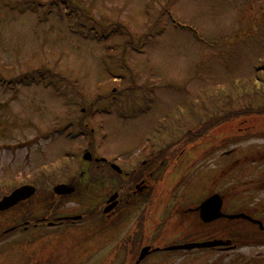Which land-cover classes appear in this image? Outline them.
<instances>
[{"label": "rangeland", "instance_id": "obj_1", "mask_svg": "<svg viewBox=\"0 0 264 264\" xmlns=\"http://www.w3.org/2000/svg\"><path fill=\"white\" fill-rule=\"evenodd\" d=\"M56 1L51 5L53 0H0V181L16 177L32 180L35 171L45 168L49 160L69 163V167L59 165L50 171L52 179L41 187V202L59 181L78 183L86 148L96 157L109 161L112 156L118 158L120 154H127L115 163L130 167L141 159L133 180L153 172L159 164L163 172L167 160L178 156L177 164L169 165L157 186L161 211L171 206L180 207L177 203L171 204L173 184H180V197L189 192L190 202L200 199L202 193L198 191L206 195L208 191L223 192L231 188L237 189L238 198L241 195L238 206L248 211L259 208L262 198L260 202L255 200L260 195L253 193L249 197L248 194L254 185L264 184V116H258L259 111L264 112L263 93L256 94L253 85L247 90L236 85L254 79L256 59L264 56V0ZM20 4L37 5L35 13L29 11L21 16L19 9L11 12L12 6ZM47 6L51 17L46 24H40L38 7L43 11ZM163 8L174 14L179 25L170 23ZM99 27L100 32L104 29L106 34L114 35L102 44L95 43L91 37L83 40V31ZM194 27L200 36L192 32ZM148 32L151 37L147 39L145 52H134ZM105 43L111 44V51H105ZM39 69L52 70L64 78L59 82L68 96H59L52 86L35 82L33 75ZM113 76L118 79L112 81ZM67 79L76 80L78 85L73 87ZM260 81H264V72L259 75ZM10 86H16L17 92ZM79 103H82L80 107L76 106ZM5 104L8 107L4 108ZM146 104L153 107L148 111ZM250 106L257 113L244 115L243 110ZM95 109L91 117L89 112ZM71 111L76 112L71 118L80 120L86 126L84 129L89 130L91 141L86 143L83 138L70 141L61 136L44 144L49 131L61 129L62 125H55L57 118L66 117ZM158 125L162 126L157 131L159 134L155 133ZM102 133H107L108 137L102 139ZM154 134L157 139L154 154L151 146L150 152L140 150L145 137ZM25 145H38L37 148L43 149L32 148V157L27 161ZM74 152L78 154L77 161L64 156ZM107 184L102 187L103 193L98 194L100 197L110 193ZM2 192L8 190H0V194ZM77 194L60 200L64 202L61 211L75 216L85 211L76 203L80 200ZM174 197L177 198L175 193ZM85 199L91 201L89 195H85ZM126 201L124 197L109 212L115 224H110L111 215L106 218L101 214L102 208H98L97 214L103 220L98 227L110 229L128 212L130 225L128 231L123 232L128 258H134L133 249L138 254L142 248L153 245L145 241V237H152L158 248L172 243L175 238L165 240L172 219L165 221L168 217L160 214L155 217L150 206L137 207ZM180 203L181 208L189 207ZM37 213L41 216L42 209ZM51 214L50 220L61 216H57V210ZM9 219L6 214L0 216V227ZM75 227L48 231L64 251L60 263L128 264L126 248L115 257L110 246V230L109 235L99 231L96 238L99 244L82 251L77 244L81 238L92 234L83 233L85 223ZM233 227L235 232L229 231L230 234L237 231L252 234L253 229H249L247 222ZM105 239L106 244H102ZM19 241L20 238H16L14 242ZM52 249L53 246L50 253L47 252L50 263L60 264L59 255L55 256L60 248ZM192 259L196 260L193 264H213L220 260V255L214 252L211 256L200 254ZM5 263L6 256H0V264Z\"/></svg>", "mask_w": 264, "mask_h": 264}, {"label": "flooded vegetation", "instance_id": "obj_2", "mask_svg": "<svg viewBox=\"0 0 264 264\" xmlns=\"http://www.w3.org/2000/svg\"><path fill=\"white\" fill-rule=\"evenodd\" d=\"M143 183L144 184H142L139 188H136L135 191H133V194L130 195V197L139 196L140 198L139 202L140 203L143 202L144 206H147L149 204L154 205V207L156 208L152 210L154 214L158 212L162 213L163 212V210L161 211L162 201L153 200V198L156 197L157 195L156 194L157 189L154 188V186L147 185L145 181H143ZM135 202L136 200H127L126 204L133 205L135 204ZM169 209H171L169 213L174 215L173 219L177 218L179 215H182L183 213H189L187 211L181 210V207L179 208L178 206H171ZM155 217H153L154 220ZM172 217L173 216L171 215V218ZM261 220H262V224H264V219ZM254 228L258 229L260 231V234H262V236L264 235V230H261L259 226H255ZM15 234L16 235L18 234L17 231ZM235 240H237V243H234L232 248H221L215 250L216 252L220 253L221 256L220 261L222 264H264V252L261 251L262 249H264V238L257 240L253 238L251 242L243 243L242 234L238 233ZM145 241H150L151 243H153L152 246H156V249H159L158 243L154 242L152 240V237L150 238L145 237ZM152 246L150 245V247ZM141 250L138 252L140 253ZM166 253L167 252L162 251L161 248V251H158L156 253H150V255L147 256L140 264H167L169 262V258L167 256L169 255H167ZM231 253H234L235 255L231 256ZM243 253H247V254L244 255ZM132 255L134 256L133 259L135 260L133 264H137V260L139 256L136 258L137 254L135 252L132 253Z\"/></svg>", "mask_w": 264, "mask_h": 264}, {"label": "water", "instance_id": "obj_3", "mask_svg": "<svg viewBox=\"0 0 264 264\" xmlns=\"http://www.w3.org/2000/svg\"><path fill=\"white\" fill-rule=\"evenodd\" d=\"M60 193H64V192L61 191ZM6 201H8V204H11L12 202H14L13 198H8V199H6ZM3 205L1 207H3ZM220 208H221L220 199L217 196L211 198L206 203H204L203 206L201 207V210L203 211V217H209L210 216L211 218H209V219L211 221L216 219V217H218V215H219ZM240 217L245 218V216H240ZM223 244L224 243H222V242H213V243H208V244L201 245V246H193L192 248H195V247H216V246H220Z\"/></svg>", "mask_w": 264, "mask_h": 264}, {"label": "trees", "instance_id": "obj_4", "mask_svg": "<svg viewBox=\"0 0 264 264\" xmlns=\"http://www.w3.org/2000/svg\"><path fill=\"white\" fill-rule=\"evenodd\" d=\"M262 89H264V84H261Z\"/></svg>", "mask_w": 264, "mask_h": 264}]
</instances>
